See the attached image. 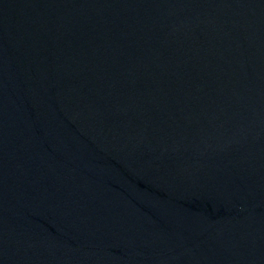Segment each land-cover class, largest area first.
<instances>
[{"label":"water","instance_id":"95a60500","mask_svg":"<svg viewBox=\"0 0 264 264\" xmlns=\"http://www.w3.org/2000/svg\"><path fill=\"white\" fill-rule=\"evenodd\" d=\"M0 264H264V0H0Z\"/></svg>","mask_w":264,"mask_h":264}]
</instances>
